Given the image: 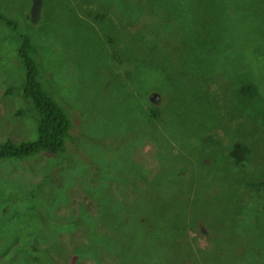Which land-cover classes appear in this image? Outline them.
<instances>
[{
	"label": "rangeland",
	"instance_id": "374dc122",
	"mask_svg": "<svg viewBox=\"0 0 264 264\" xmlns=\"http://www.w3.org/2000/svg\"><path fill=\"white\" fill-rule=\"evenodd\" d=\"M198 1H144L141 26L133 0H0V142L36 134L24 33L87 135L0 161V264H264V0L234 41Z\"/></svg>",
	"mask_w": 264,
	"mask_h": 264
},
{
	"label": "trees",
	"instance_id": "16d2710c",
	"mask_svg": "<svg viewBox=\"0 0 264 264\" xmlns=\"http://www.w3.org/2000/svg\"><path fill=\"white\" fill-rule=\"evenodd\" d=\"M144 1H149L155 4H163L164 2H166V0H133V2H131V4H133L132 10L136 12V16H139L140 22L142 23L141 26H144L146 24L150 25L153 22L151 18L155 17L152 11L148 12V10L144 9L142 5V2ZM214 1L215 0H199L197 4L208 6L213 5L211 8V16L215 19L216 22L222 23L221 29L224 34V39H229L230 41L236 40L235 28L240 24L239 22H241L244 12L253 10L251 3L245 5V2H243V0H229L228 4L230 6H225L223 0H217V2L215 1L216 3ZM213 2L215 4H213ZM261 5L263 9L264 3L260 4L259 6ZM122 10L126 11L130 15L134 14V12L132 11H127L124 9ZM73 12H75V9L73 10ZM0 21H2L3 23L4 21L11 23V21L7 20V18L2 14H0ZM105 22L111 23L112 20L107 18L105 19ZM257 30H259V27L255 28L253 31ZM208 43L209 42H204L201 45V48ZM102 49L103 48L101 47V42L98 41L97 51ZM35 52L36 46L30 36L26 33L20 35L17 56L24 68L22 81L20 83V94L28 102L30 108L32 109V112L34 113L37 124L35 128L36 134L33 140H24L17 143L9 139L1 141L0 161L2 159L21 160L27 157H31L40 152H46L54 154L56 156H61L67 150V141L74 142L75 136H78L83 141L82 138L87 136L83 133L85 124L83 123L84 126L82 125L81 127H74L70 111L61 108L53 95L50 94L48 90L45 89L42 85V82L39 78V69L35 59ZM116 52L117 55H120L124 59L130 57L129 53L123 55L121 53V48L117 47ZM106 57L109 59L108 55H106ZM113 58H117L119 61L123 60L120 57ZM241 103L246 105L247 107L254 105L248 102ZM254 113L255 112L249 113V115L253 116ZM95 121L90 122V124L95 123ZM89 129H91V127H89ZM90 134L92 135V137H95L92 131H90ZM248 152L250 151L247 145L240 142L234 145L231 153L236 162H242ZM259 186L261 188H264V182ZM149 245V243L146 244V246Z\"/></svg>",
	"mask_w": 264,
	"mask_h": 264
},
{
	"label": "water",
	"instance_id": "95a60500",
	"mask_svg": "<svg viewBox=\"0 0 264 264\" xmlns=\"http://www.w3.org/2000/svg\"><path fill=\"white\" fill-rule=\"evenodd\" d=\"M150 98H151L152 101H154V100L157 99V95L156 94H153Z\"/></svg>",
	"mask_w": 264,
	"mask_h": 264
},
{
	"label": "flooded vegetation",
	"instance_id": "af4514ba",
	"mask_svg": "<svg viewBox=\"0 0 264 264\" xmlns=\"http://www.w3.org/2000/svg\"><path fill=\"white\" fill-rule=\"evenodd\" d=\"M39 5V2H37L34 6H31V9L35 8V7H38ZM151 99V98H150Z\"/></svg>",
	"mask_w": 264,
	"mask_h": 264
}]
</instances>
